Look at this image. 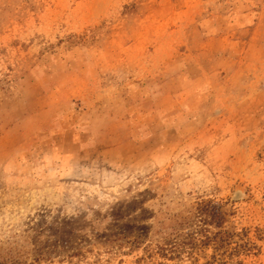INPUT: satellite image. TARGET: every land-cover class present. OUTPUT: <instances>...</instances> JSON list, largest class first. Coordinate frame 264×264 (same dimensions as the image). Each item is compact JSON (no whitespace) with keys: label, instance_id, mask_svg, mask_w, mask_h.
<instances>
[{"label":"rangeland","instance_id":"obj_1","mask_svg":"<svg viewBox=\"0 0 264 264\" xmlns=\"http://www.w3.org/2000/svg\"><path fill=\"white\" fill-rule=\"evenodd\" d=\"M6 262L264 264V0H0Z\"/></svg>","mask_w":264,"mask_h":264},{"label":"trees","instance_id":"obj_2","mask_svg":"<svg viewBox=\"0 0 264 264\" xmlns=\"http://www.w3.org/2000/svg\"><path fill=\"white\" fill-rule=\"evenodd\" d=\"M189 216L194 217L197 222L201 223L202 229L198 232L202 233V238H200L201 240H199L194 236V234H187V236H184L183 240L177 238L180 240V242L176 243L178 247L180 246V248L185 249L187 245L193 244L195 246L197 241H200L204 245L206 244L213 246V248L217 252V254L213 258H216L219 252L221 253V249L228 248L232 243H236V248L239 250L250 249L247 247L249 246V242L251 241L249 240V238V242L246 241L247 238L245 237L247 235V230L245 229L243 233L238 234L225 228L224 222L226 221V214L224 212H221V205L216 203L213 199H202L201 201L196 203L193 212L188 210L181 215H176L175 220L176 222L179 221L180 225L181 223H186ZM214 224L217 228H219L216 232L210 230V226ZM252 245L253 247L257 248L256 245ZM14 263L15 262H10L9 264ZM4 264L8 263L6 262Z\"/></svg>","mask_w":264,"mask_h":264}]
</instances>
